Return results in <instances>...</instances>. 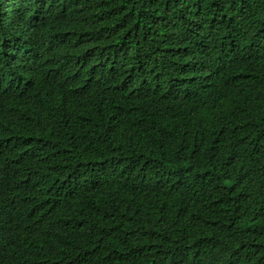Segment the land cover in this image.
<instances>
[{
  "label": "trees",
  "instance_id": "obj_1",
  "mask_svg": "<svg viewBox=\"0 0 264 264\" xmlns=\"http://www.w3.org/2000/svg\"><path fill=\"white\" fill-rule=\"evenodd\" d=\"M0 264H264V0H0Z\"/></svg>",
  "mask_w": 264,
  "mask_h": 264
}]
</instances>
